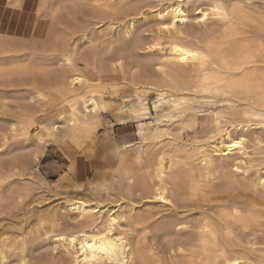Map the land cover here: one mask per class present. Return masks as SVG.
I'll return each mask as SVG.
<instances>
[{
  "label": "bare ground",
  "instance_id": "6f19581e",
  "mask_svg": "<svg viewBox=\"0 0 264 264\" xmlns=\"http://www.w3.org/2000/svg\"><path fill=\"white\" fill-rule=\"evenodd\" d=\"M54 144L106 179L50 184ZM0 211V264H264V0H0Z\"/></svg>",
  "mask_w": 264,
  "mask_h": 264
},
{
  "label": "rangeland",
  "instance_id": "374dc122",
  "mask_svg": "<svg viewBox=\"0 0 264 264\" xmlns=\"http://www.w3.org/2000/svg\"><path fill=\"white\" fill-rule=\"evenodd\" d=\"M195 15H191L192 24L195 23ZM156 20L153 17H149L148 21L139 23L137 25L138 30L137 33H140L143 36H149V34H154L157 31V25ZM142 24V25H141ZM194 24V26H195ZM140 31V32H139ZM111 75V76H110ZM105 81H114L118 82L122 80V76L120 73L115 74H107L104 76ZM155 96L151 95L149 97V103L152 107V101L154 100ZM110 99V98H109ZM55 112L51 111L49 112V117L54 115ZM155 115V113L153 112ZM106 121H111L114 123V136L118 141H121L123 139H129V140H135L136 137L133 132L137 131V124H129L128 126H124L123 123L117 122L110 114H106ZM106 132V127L100 128L98 135L102 136ZM29 135H9L7 136V140L10 143H20L24 141L26 138H28ZM41 135H39L40 137ZM79 151V152H78ZM83 151V152H80ZM87 151V152H86ZM88 148H83L82 150H74L73 148L69 146H59L57 144L49 145L45 149V155L41 159L40 164V172L44 175V177L48 180L50 184L53 186L55 184H58L59 182H72L76 185L81 186H88L91 182H99L104 178V174L100 173V170H103L104 167L109 165V162H105L101 159H96V157H90L87 156ZM95 158V159H94ZM74 159L76 161V172L74 173L72 168V160ZM98 171V172H97ZM108 178V177H107ZM88 185H87V182ZM77 182V183H76ZM84 184V185H82ZM45 196L44 198L38 200L42 204L39 205V208L42 209H48L50 207H53L57 204H59L60 199H62L61 196L56 195L55 193ZM57 196V197H56ZM26 203L28 205L33 204L32 198H27ZM36 207V204H33L31 207ZM1 212V211H0ZM73 223V222H71ZM148 241L150 244L156 243L158 251H168L170 244L163 240L161 237L149 235ZM54 244H45V246L40 250V254H51L53 252Z\"/></svg>",
  "mask_w": 264,
  "mask_h": 264
},
{
  "label": "snow or ice",
  "instance_id": "6c2138e0",
  "mask_svg": "<svg viewBox=\"0 0 264 264\" xmlns=\"http://www.w3.org/2000/svg\"><path fill=\"white\" fill-rule=\"evenodd\" d=\"M89 247H91V245H89Z\"/></svg>",
  "mask_w": 264,
  "mask_h": 264
}]
</instances>
